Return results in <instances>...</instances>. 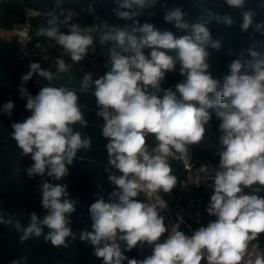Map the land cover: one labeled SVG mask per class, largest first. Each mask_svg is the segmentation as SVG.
I'll list each match as a JSON object with an SVG mask.
<instances>
[{"label":"clouds","instance_id":"1","mask_svg":"<svg viewBox=\"0 0 264 264\" xmlns=\"http://www.w3.org/2000/svg\"><path fill=\"white\" fill-rule=\"evenodd\" d=\"M109 2L122 23L83 24L71 8L52 15L36 35L49 42L44 51L55 45L61 54L43 56L46 67L30 60L17 88L29 115L12 120L15 102L0 105L18 150L11 174L39 178L43 209L28 213L25 224L21 213L0 206V225L20 245L42 238L59 250L78 239L102 264H264V0H188V8L169 0ZM158 12L170 27L154 22ZM214 25L247 37L246 47H227L220 75L211 61L225 40L214 36ZM97 46L106 71L78 69ZM169 74L179 77L170 85ZM34 78L36 94L27 87ZM82 96L94 98L95 107ZM90 110L102 121L100 168L108 188L96 185L86 206L90 224L74 230L81 200L63 181L74 162L86 159L78 153L92 148L93 137L83 131ZM194 148L210 151L216 163H194ZM173 161L189 173L182 189L210 190L204 212L211 219L187 225L189 232L182 216L169 223L165 215V197L180 183ZM133 250L142 258L127 255ZM29 260L22 254L10 264Z\"/></svg>","mask_w":264,"mask_h":264},{"label":"water","instance_id":"2","mask_svg":"<svg viewBox=\"0 0 264 264\" xmlns=\"http://www.w3.org/2000/svg\"><path fill=\"white\" fill-rule=\"evenodd\" d=\"M24 7L29 11V15L34 18H47L54 15L59 7L55 6L56 0H21ZM59 1V0H58ZM86 6H91V12L98 18V21L108 22L111 24L122 23L117 21L111 15V8L114 7L109 0H78ZM170 3H183L186 8L189 7L188 0H169ZM30 9L38 10L41 15L34 16ZM227 10V9H225ZM159 27H170L162 22V13L158 12L154 20ZM214 36L221 34L224 36L225 48L220 53H214L212 64L213 74L220 75L226 71V65L230 59L226 55V49L234 46L237 49L246 47L247 37L242 35L238 28L230 30L223 27L213 26ZM31 59L24 56L23 43L18 36L6 38L0 35V105L9 99L15 102V109L12 120L19 121L29 115L25 111V100L21 99L18 93L20 77L25 74ZM32 61V60H31ZM79 69V68H78ZM82 72L77 71V76ZM28 89L32 94H36L39 85L35 84V78L28 84ZM81 102L89 106V109L95 107L94 98L82 96ZM89 120V127L83 129L93 137V145L90 151H81L79 156H84V161L74 162L70 167V175L63 181L69 185V192L73 198L79 197L81 204L78 206V214L73 215V229L88 227L90 221L87 215V205L93 202L92 193L97 191L96 185L106 184V176L103 175L100 164L106 162V150L104 145L106 141L100 135L98 125L102 121L95 117L93 111L86 113ZM11 121L3 115H0V206L6 211L21 213L22 221L27 223V215L32 211L43 214L40 206V196L37 184L39 178L30 180L26 175L14 177L11 169L18 161V150L15 142L9 138ZM92 160L94 163H89ZM30 163L27 158L22 162L23 165ZM100 175H97V173ZM203 190L193 191L194 195L202 193ZM90 246L81 243L78 239L76 243L68 249H55L50 244L39 241H28L24 245L18 243V236L13 232L0 225V264H10V261L26 254L30 257L29 264H102V262L91 255ZM148 252H145L147 255ZM130 257L142 258L136 250L128 253Z\"/></svg>","mask_w":264,"mask_h":264},{"label":"built area","instance_id":"3","mask_svg":"<svg viewBox=\"0 0 264 264\" xmlns=\"http://www.w3.org/2000/svg\"><path fill=\"white\" fill-rule=\"evenodd\" d=\"M22 30L25 31V34L22 32ZM29 32L30 29L28 25L23 28L18 27L14 29L0 28L1 36H4L6 38L18 36L23 43V53L27 52V57H29L32 61H34V55H31V53H29V48H28V43L30 42ZM193 160L194 163L209 162V161L213 163L211 160H207V159L205 160L196 159L194 156H193ZM183 170H184V176L180 181L178 193L175 195V197L172 200L168 199L170 205V211H168L165 215L167 217V222L169 223L179 222L178 216H182L184 223L181 224V228L185 232H189V228L187 227V225H191L192 228H195L198 226L197 220H199L200 223H206L208 219H211L204 212V208L206 207V204L210 197V190L205 189L203 187L197 189L191 186H189V188L187 189H182V184L184 181L187 180V177L189 175V173L184 169V167ZM201 189L203 190L202 193L198 195L193 194V191L201 190ZM197 212L200 213L199 217L196 216Z\"/></svg>","mask_w":264,"mask_h":264},{"label":"rangeland","instance_id":"4","mask_svg":"<svg viewBox=\"0 0 264 264\" xmlns=\"http://www.w3.org/2000/svg\"><path fill=\"white\" fill-rule=\"evenodd\" d=\"M5 2H7L8 4H12L13 6L15 5V8H12L13 11H10V15H9V19L12 21V24L10 27H5L1 24L0 22V28H5V29H14V28H18V27H25V26H29L30 32H29V37H30V41L36 40V39H40L43 40L44 42H46L47 44L49 43L48 41H46L45 38L43 37H38L36 35V32L39 28L46 26L47 24V18H37V20H39L40 25L37 23H33L30 21V15H29V11L24 7L23 3L21 0H4ZM66 2H74L75 3V7L73 8L74 10L78 11L80 13V22L83 24H90V23H97L98 19L96 18L95 15L92 14L91 12V6H86L84 5H79L77 2L78 0H59V8L62 9L64 8V5L66 4ZM20 6H23L25 9V15L24 17H20L18 16V14L16 13L17 10H19ZM29 48V47H28ZM45 48H41V49H36V48H29V53H31V55H34V61H40L42 63V66H47L46 64H44V62L42 61V57L47 55L49 57L50 60L55 59L58 55L61 54V50H59L58 46H53L52 48H49L48 51H44ZM90 56L85 60L82 61L80 65H78L79 68H82L84 70H91L94 71L97 75H102L104 71H106V68L104 67V60L103 57H101L100 55L97 56V59L95 60V62L91 65H89V61H90ZM77 67V68H78ZM149 143L151 144L152 142L149 141ZM174 162V161H173ZM172 162V163H173ZM175 194H172L171 197H173ZM172 199V198H171ZM261 240L264 241V237H261Z\"/></svg>","mask_w":264,"mask_h":264},{"label":"trees","instance_id":"5","mask_svg":"<svg viewBox=\"0 0 264 264\" xmlns=\"http://www.w3.org/2000/svg\"><path fill=\"white\" fill-rule=\"evenodd\" d=\"M79 5H84L83 3L81 2H77ZM16 6L12 5V4H8L7 2H5L4 0H0V22L3 26L5 27H10L11 24H12V21L9 19V15H10V11H13L12 8H15ZM75 7V3L74 2H66V4L64 5V8H71L73 9ZM20 8L19 10L16 11V13L18 14V16L20 17H24L25 15V9L23 6H20L18 7ZM60 8H58L57 12L54 14V15H58L59 12H60ZM51 16L47 19H50ZM30 21L33 22V23H37L40 25V22L39 20H37V18H34V17H30ZM97 23H100L99 21H97ZM40 45V47H37V45ZM47 43L44 42L43 40H40V39H36V40H33V41H30L28 43V47L29 48H36V49H41V48H47ZM99 55V46H97V55L94 57L93 55L90 56V61L88 62L89 65L93 64L95 62V60L97 59V56ZM179 77L176 75V74H169L168 77H167V80H166V83L167 84H172V83H175L176 80L178 79ZM215 125H216V122L213 121L212 123V131H215ZM149 141L152 142V139L149 138ZM193 156L196 158V159H199V160H211L213 163H216V158L212 157L211 155V152L210 151H204L200 148H194L193 149ZM173 165V173L178 177V180L181 181V179L183 178L184 176V170H183V165L179 162H173L172 163ZM179 185L180 183L178 184V187L176 190H174L173 194H177L178 193V190H179ZM261 195H264V192H261L260 193ZM175 195L173 197H166L167 199L169 200H172ZM172 198V199H171Z\"/></svg>","mask_w":264,"mask_h":264},{"label":"bare ground","instance_id":"6","mask_svg":"<svg viewBox=\"0 0 264 264\" xmlns=\"http://www.w3.org/2000/svg\"><path fill=\"white\" fill-rule=\"evenodd\" d=\"M22 32L25 34V31H24V30H22ZM23 33H22V34H23Z\"/></svg>","mask_w":264,"mask_h":264}]
</instances>
